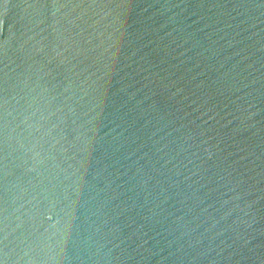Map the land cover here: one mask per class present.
Masks as SVG:
<instances>
[{
  "label": "water",
  "instance_id": "obj_1",
  "mask_svg": "<svg viewBox=\"0 0 264 264\" xmlns=\"http://www.w3.org/2000/svg\"><path fill=\"white\" fill-rule=\"evenodd\" d=\"M0 264H264V0H0Z\"/></svg>",
  "mask_w": 264,
  "mask_h": 264
}]
</instances>
